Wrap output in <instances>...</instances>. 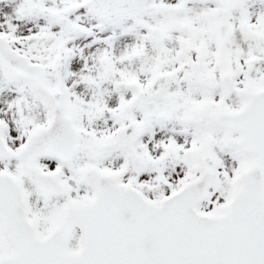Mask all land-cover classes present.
<instances>
[{"label": "snow or ice", "instance_id": "6c2138e0", "mask_svg": "<svg viewBox=\"0 0 264 264\" xmlns=\"http://www.w3.org/2000/svg\"><path fill=\"white\" fill-rule=\"evenodd\" d=\"M0 264H264V0H0Z\"/></svg>", "mask_w": 264, "mask_h": 264}]
</instances>
